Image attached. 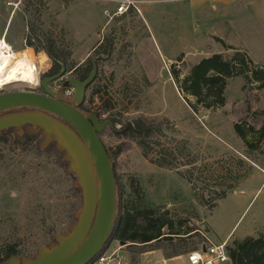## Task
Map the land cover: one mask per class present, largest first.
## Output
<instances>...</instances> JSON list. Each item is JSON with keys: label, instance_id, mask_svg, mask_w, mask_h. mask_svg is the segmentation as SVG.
<instances>
[{"label": "rangeland", "instance_id": "1", "mask_svg": "<svg viewBox=\"0 0 264 264\" xmlns=\"http://www.w3.org/2000/svg\"><path fill=\"white\" fill-rule=\"evenodd\" d=\"M136 4L139 11L113 17L119 3L112 0H0V38L5 35L16 53L12 69L24 76L0 92L39 89L52 65L45 49L62 57L63 78L74 66L88 64L91 55L98 73L82 108L115 123L100 136L115 168L118 215L121 202L124 209L161 208L173 221L165 232L174 233V243L180 244L195 241L186 235L196 226L205 239H225L231 232L229 246L258 236L264 232V136L260 140L258 133L264 127V0ZM235 49L253 62L246 76L228 79L223 106L208 109L182 92L180 83L195 64L215 53L230 57ZM62 81L52 86L59 88ZM96 87L101 91L93 94ZM72 91L63 98L71 101ZM137 120L152 126L148 138L118 134ZM29 130L13 133L23 136ZM41 145L50 146L43 138ZM55 162L34 148L0 145L1 257L6 245L15 246L20 258L34 257L40 246L52 243L50 228L62 233L74 223L71 205L81 208V192L76 202L71 182ZM159 243L172 249L170 240ZM130 244L120 247L114 238L107 251L123 248L117 251L120 262L107 264H133L138 249Z\"/></svg>", "mask_w": 264, "mask_h": 264}, {"label": "water", "instance_id": "2", "mask_svg": "<svg viewBox=\"0 0 264 264\" xmlns=\"http://www.w3.org/2000/svg\"><path fill=\"white\" fill-rule=\"evenodd\" d=\"M61 66L59 73L41 80L44 94L31 90L0 93V132L29 126V133L42 134L45 147L54 143L64 153L68 172L77 177L82 206L74 223L67 231L57 233L54 242L40 246L34 257L12 255L5 264H89L111 241L116 225L115 168L100 136L107 126L115 129V123L101 121L98 114L79 108L97 75L98 63L93 60L92 72L85 80L72 77L64 81L61 94L72 87L71 102L59 98L61 94L51 86L65 76V67ZM120 243L128 245L127 241ZM202 248L206 251L205 245Z\"/></svg>", "mask_w": 264, "mask_h": 264}, {"label": "trees", "instance_id": "3", "mask_svg": "<svg viewBox=\"0 0 264 264\" xmlns=\"http://www.w3.org/2000/svg\"><path fill=\"white\" fill-rule=\"evenodd\" d=\"M234 48V47H232ZM45 52L50 58H56L62 60V57L59 54L54 53L50 49H45ZM252 59L247 55L245 51L235 49L234 53L227 57L223 53H215L208 58L202 59L200 62L195 64L190 72V74L180 83V89L182 92L190 94L196 98L198 104H203L206 108H215L221 107L226 103L225 90L228 84V79L236 76H246L248 72V67L252 63ZM258 73V72H257ZM175 77L178 78V74L175 73ZM259 78V77H258ZM260 80V79H259ZM101 91L100 87H96L93 91V94H97ZM191 107L194 110H197L195 103L191 104ZM237 133L245 141L247 140L246 134L243 128L240 127L239 123L235 124ZM152 126L148 122H142L141 120L129 121L123 126V129L118 131L119 135L126 134L127 136H143L148 138ZM259 139L262 140L264 136V127L258 130ZM42 134H31L26 132L23 136L14 135L13 129H7L0 132V145L6 144L11 149H16L18 147H23L24 149L29 150L34 148L42 154L49 153V156H54L56 158V164L62 172L70 181L69 190L72 193V197L76 202L80 198L81 190L75 187L76 175L69 173L67 171L69 164L63 160L64 153L59 151L54 143L49 147L43 148L41 145ZM248 146L253 147V143L247 142ZM160 166H165L160 161H157ZM226 194L220 195L218 200L224 197ZM129 206V204H128ZM214 206V205H213ZM212 206V207H213ZM211 207V208H212ZM77 203H72L71 205V217L72 223L75 221V212L79 209ZM119 215L116 221L114 231L112 233V238L125 240L130 242V246H136L138 249L136 253L145 252L148 250H153L157 248H165L160 245L161 235L160 227L164 224L163 221H159V218H151L149 215L154 214L151 209H142L138 212L135 211L133 205L127 207L126 209L119 207ZM138 215H141L143 219L138 222ZM173 226V221L171 219V227ZM155 228L156 233L146 236L139 237L137 232H134L136 229L142 231H148ZM191 230L187 234L191 233ZM63 230L62 232H64ZM49 233H52V241H55V236L58 233L56 229L50 228ZM172 233V232H171ZM174 234V233H172ZM191 237V234L187 235ZM173 237H170L169 240L172 242V249L170 254L167 250V256H176L180 255L197 248L196 242H189L184 240L181 244L174 243ZM156 239V241H152ZM207 240L202 237V243ZM110 241L107 243L103 251L97 255L93 261L89 264H93L106 250ZM142 244V245H138ZM4 256L0 255V263H3L5 260H8L12 255L19 256L20 251H18L13 245H6L3 247ZM229 255L231 258V264H264V232H261L258 236H247L243 239L234 242L233 246H228Z\"/></svg>", "mask_w": 264, "mask_h": 264}, {"label": "flooded vegetation", "instance_id": "4", "mask_svg": "<svg viewBox=\"0 0 264 264\" xmlns=\"http://www.w3.org/2000/svg\"><path fill=\"white\" fill-rule=\"evenodd\" d=\"M88 59H89V63H88V64L82 65V64H83V62H82L81 64L74 66L73 69L71 70L72 75H71V76H68V77H66V78H62V79H63V81H62V86H63L64 81L67 80V79H69V78L76 77V78H79L80 80H85V79L89 76V74L92 72V69H93V60H94V59L91 57V55L88 57ZM60 63L63 64V63L60 62L58 59H56V58H52V65H51V67H50V69H49L48 72H46V73H44V74L42 75L41 80H43L45 77L53 76V75H56L57 73H59V72L62 70V66H61ZM63 65H64L65 70H66V73H67V67H66L65 64H63ZM66 73H65V74H66ZM97 73H98V71H97ZM96 76H97V75H96ZM95 78H96V77H95ZM59 80H60V79H59ZM94 80H95V79H94ZM54 82H55V81H54ZM54 82L51 83V86H52V84H53ZM93 82H94V81H93ZM93 82L91 83V85L93 84ZM91 85H89V87H90ZM62 86H60L59 88H55V87H53V86H52V87H53L55 90H57L58 93L61 94ZM89 87L87 88V91H88ZM69 88H71V89L73 90V91H72V100H73V98H74V89H73L72 87H69ZM69 88H66V89L64 90V92L61 94V97H59V98H61V99L64 100V101H67V100H65V99L63 98V95L68 93L67 90H68ZM35 92H38V93H42V94H44V90H43L42 86H40L39 89H36ZM0 93H2V92H0ZM86 93H87V92H86ZM72 100H71V101H72ZM71 101H67V102H71ZM84 101H85V100H84ZM83 103H84V102H83ZM83 103L79 106V108H80L84 113H86V112L84 111V109L82 108V107H83ZM97 114H98V113H97ZM100 119H101V118H100ZM104 120H106V119H101V121H104ZM121 203H122V204H121ZM121 203H120L121 207L124 208V205H123L124 203H123V202H121ZM120 205H119V207H120ZM134 208H135V211H136V212H138V211H140V210H142V209H151V210H153L154 214L149 215V217H151V218H153V217H155V218H159V221H163V222H164V224L160 227L161 235H160L159 238H157V239H161V241H163V240H169V238L172 237L171 232H165L166 230L171 231V219H172V218H171L170 214H168V213L165 212V211L162 213V209H161V208L157 209V211H155L154 209L149 208V207H140V206H137V205H135ZM117 218H118V217H117ZM141 219H143V217H142L141 215H138V218H137L138 222H140ZM197 223H198V222H197ZM199 225H201V223H199ZM199 231H200V227H199V226H196L191 232H193L192 234L196 235L197 233H199ZM134 232H137V236H139V237H146V236H149V235H152V234L156 233L157 230H156L155 228H153V229H151V230H148V231H142V230H140V229H136ZM112 240H113V238L111 237V241H112ZM111 241H110V242H111ZM118 241L120 242V241H125V240H119V239H118ZM152 241L154 242V241H156V239H154V240H152Z\"/></svg>", "mask_w": 264, "mask_h": 264}, {"label": "built area", "instance_id": "5", "mask_svg": "<svg viewBox=\"0 0 264 264\" xmlns=\"http://www.w3.org/2000/svg\"><path fill=\"white\" fill-rule=\"evenodd\" d=\"M119 3L117 9L113 13L114 16H122L129 12L132 8L139 11L136 4V0H115ZM2 39H6L4 35ZM206 251L202 247L192 250L187 253V264H231V258L228 251V241H223L220 243L212 242L208 237H206ZM118 250H107L93 263V264H107L108 262L117 258Z\"/></svg>", "mask_w": 264, "mask_h": 264}, {"label": "crops", "instance_id": "6", "mask_svg": "<svg viewBox=\"0 0 264 264\" xmlns=\"http://www.w3.org/2000/svg\"><path fill=\"white\" fill-rule=\"evenodd\" d=\"M112 1H115V0H112ZM7 29V28H6ZM7 31H5V34H6ZM193 232L189 233L191 234V236L194 238L196 237L195 239V242H196V246L198 249L199 247H203V245L205 244L202 243V235H199L200 233H197L196 235L192 234ZM187 234V235H189ZM186 235V236H187ZM230 235H231V232L230 234H228V236L225 238V239H221V240H215V239H212L209 235H207V237L214 243H220V242H223V241H229V238H230ZM199 236V241H197V237ZM252 236V235H251ZM245 238V237H244ZM243 239V238H241ZM129 243V242H128ZM120 244V247H121V243L119 242ZM138 245H142V244H139ZM123 248H121L119 251H122ZM118 251V252H119ZM166 248H157V249H153V250H148V251H145V252H140V253H136L137 255H134L133 257L134 260L132 261L133 264H144V263H147V262H151L152 264H187V253H183V254H180V255H176V256H167L166 255ZM190 252V251H189ZM169 255L170 254V251H168ZM129 256H127V259ZM180 261V262H177V261ZM120 262V260H119Z\"/></svg>", "mask_w": 264, "mask_h": 264}, {"label": "bare ground", "instance_id": "7", "mask_svg": "<svg viewBox=\"0 0 264 264\" xmlns=\"http://www.w3.org/2000/svg\"><path fill=\"white\" fill-rule=\"evenodd\" d=\"M16 59V53L6 39L0 38V90L5 85L23 80L22 70H13L12 60ZM41 60H44L42 57Z\"/></svg>", "mask_w": 264, "mask_h": 264}]
</instances>
